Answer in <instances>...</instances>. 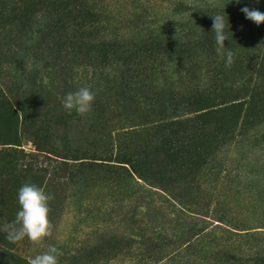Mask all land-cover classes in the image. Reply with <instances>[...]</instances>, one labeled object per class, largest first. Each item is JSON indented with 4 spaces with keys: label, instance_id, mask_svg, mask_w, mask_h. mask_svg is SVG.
I'll return each mask as SVG.
<instances>
[{
    "label": "rangeland",
    "instance_id": "rangeland-1",
    "mask_svg": "<svg viewBox=\"0 0 264 264\" xmlns=\"http://www.w3.org/2000/svg\"><path fill=\"white\" fill-rule=\"evenodd\" d=\"M22 1L0 0V100L10 101L5 108L14 112L12 123L18 128L24 92L30 102L36 99L32 79L23 75L34 59L27 56L23 68L22 41L26 38L32 54L42 45L31 34L37 17L85 0H25V10ZM90 1L106 18L102 26L121 37L139 30L171 35L198 8L259 2ZM233 115H215L212 122ZM260 119H243L232 134L209 123L206 133L186 144L174 161L164 157L157 166L149 161L147 175L140 178L126 164L116 170L113 155H100L99 148L96 153L86 151L80 144L84 136L61 141L50 135L37 143L36 137L18 130V145L7 144L2 133L10 123L0 116V224L15 219L19 189L25 183L55 197L50 202L53 235L42 245L27 238L10 243L0 231V264H29L48 245L62 252L60 264H264V117ZM43 143L51 154L44 152ZM82 158L104 160H96L93 169L86 167L92 163H80Z\"/></svg>",
    "mask_w": 264,
    "mask_h": 264
},
{
    "label": "trees",
    "instance_id": "trees-1",
    "mask_svg": "<svg viewBox=\"0 0 264 264\" xmlns=\"http://www.w3.org/2000/svg\"><path fill=\"white\" fill-rule=\"evenodd\" d=\"M92 2L76 6L67 2L39 15L31 34L42 45L32 54L26 38L22 41L23 68L27 56L34 59L32 69L22 70L24 78L33 81L36 99L30 102L24 92L19 128L12 123V109L5 108L10 101L0 100V116L10 123L2 133L7 144L18 145V130L36 137L37 143L50 135L61 141L84 136L80 144L86 151L113 155L116 170L126 164L141 178L149 171V161L154 166L165 158L174 161L186 144L206 133L209 123L232 134L243 119L257 123L264 117V24L246 19L241 11L249 7L264 12V0L235 8L231 2L201 7L171 35L139 30L130 37L104 28L106 18ZM27 4L21 2L22 10ZM217 14L229 21L226 31L231 40L225 46L234 53L231 65L215 51L211 31L212 16ZM81 86L97 92L86 117L61 108L65 94ZM227 112L235 115L212 122L215 115ZM50 149L46 145L44 152L51 154ZM82 159L80 163H92L86 167L93 169L96 160H104Z\"/></svg>",
    "mask_w": 264,
    "mask_h": 264
},
{
    "label": "clouds",
    "instance_id": "clouds-1",
    "mask_svg": "<svg viewBox=\"0 0 264 264\" xmlns=\"http://www.w3.org/2000/svg\"><path fill=\"white\" fill-rule=\"evenodd\" d=\"M236 2L239 3L240 0ZM241 11L246 19L257 25L264 24V12L249 7H243ZM212 19L211 32L215 34V51L226 60L228 65H231L234 53L231 48L225 46V42L231 40L226 31L229 21L221 14L213 15ZM96 96L97 92L90 86H81L65 94L61 108L68 114L75 111L79 116L86 117L93 111ZM54 198V194L47 192L45 188L34 183H25L18 193L20 210L13 221L0 224V231L5 233L10 243H19L27 238L34 244L42 245L46 238L53 235L50 202ZM61 255L62 252L55 245H48L47 250L30 259L29 264H60Z\"/></svg>",
    "mask_w": 264,
    "mask_h": 264
}]
</instances>
